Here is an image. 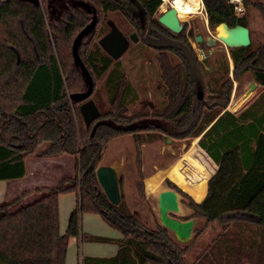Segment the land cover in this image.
<instances>
[{
	"label": "trees",
	"instance_id": "16d2710c",
	"mask_svg": "<svg viewBox=\"0 0 264 264\" xmlns=\"http://www.w3.org/2000/svg\"><path fill=\"white\" fill-rule=\"evenodd\" d=\"M60 1L0 0V181L23 178L24 160L42 143L47 144L42 156H72L77 173L54 187L25 191L0 203V264H66L71 240L117 246L112 258L83 257L80 264H264V43L253 48L250 39L247 48L229 49L233 80L251 73L260 87L250 107L230 112L226 108L232 81L228 78L214 90L206 80L209 57L197 58L185 25L174 34L154 18L161 0H66L61 11L54 10L61 7ZM241 2L244 12L238 16L229 0H201L208 27L214 30L225 23L248 29L250 10L264 20V3ZM134 12L143 16L144 28L137 27ZM107 13L126 18L139 39L135 46L154 53L161 93L157 105L129 111L134 95L119 60L108 57L98 42L91 43L100 15ZM105 27L106 22L98 32L105 34ZM78 36L75 61L72 46ZM89 45L91 49L81 53ZM67 48L70 65L63 59ZM223 68L227 75L226 62ZM85 74L92 92L77 101L75 96L88 90ZM103 75L105 111L90 99L95 94L92 77ZM89 100L99 116L86 126L79 107ZM127 135L137 147L199 138L196 146L216 166L214 173L209 177L207 166L193 156L189 166L178 163L171 173H196L192 188L201 202H191L192 214L182 220L200 218L221 226L211 244L191 253L192 243L181 248L160 224L147 229L122 200L119 178V205L107 201L95 170L106 144ZM34 193L41 196L13 210ZM66 194H74L77 202L61 233L58 199ZM83 215L98 216L121 237L110 240L83 233ZM249 225L259 230L258 243L242 240ZM193 232L198 236L199 231Z\"/></svg>",
	"mask_w": 264,
	"mask_h": 264
},
{
	"label": "rangeland",
	"instance_id": "374dc122",
	"mask_svg": "<svg viewBox=\"0 0 264 264\" xmlns=\"http://www.w3.org/2000/svg\"><path fill=\"white\" fill-rule=\"evenodd\" d=\"M255 2H262L264 0H254ZM201 5V15H191L185 21L181 23L185 25V33L191 28L193 30V36L189 39L190 45L194 52L197 55L199 60L209 57V75H206V80L209 84L212 85L214 90H216L226 79L232 81V90L230 95L229 104L226 108V111L230 108V104H234L238 98L244 93L247 89V84L252 81L253 76L251 73H246L243 76H240L236 81L233 80L231 71L233 65L230 59L229 49L226 48L221 43H216L212 48H207L204 45V40L207 37L214 35V30H211L207 25V19L204 12L203 5L201 0H199ZM66 4V0L60 1L59 8H54V10L61 11L62 5ZM163 0H161V5ZM159 6L154 18L157 19L160 14L166 11L169 8V5H165L164 9H161ZM243 8V6H242ZM244 12V9H243ZM243 14V13H242ZM132 19L136 22V25L139 29L144 28L143 16L140 12H134L131 15ZM108 20H111L120 32L128 38L131 34L136 33L135 28L128 22L126 18L121 16L118 13H107L100 15V21L96 34L91 43H97L98 40L103 37L107 32V27L104 28L105 34L99 33V28L105 24ZM247 25L250 31V39L253 48L264 43V20L261 19L259 13L256 10H250L247 15ZM201 36L202 42L196 43L194 37ZM138 39V37H137ZM139 39L137 40V43ZM137 43L133 44L130 42L127 52L119 59L121 68L127 78L128 83L130 84L131 90L134 95V101L130 103L129 111H135L142 106H154L157 105L161 100V93L159 90L158 84V71L157 66L154 61V53L151 50H140L139 45L135 46ZM91 45L88 47H83L81 53L89 51ZM63 59L66 64L70 65V55L69 48L63 51ZM224 62L228 66V74H224ZM106 75H103L101 78L96 79L94 77L93 81L95 84V94L91 96V100H96L97 103L102 104V111L107 109L106 106V91L103 86V82ZM234 92V96L232 93ZM260 93V88L256 90L245 100L238 108V111L244 110L253 104ZM236 116L238 118H242ZM246 120H252L251 117H245ZM169 140V143L167 142ZM193 140L189 141H177L172 139L162 140L152 144H144L140 147L135 145V142L131 136L127 135L124 137L115 138L109 141L106 144L105 149L102 154V159L99 166H117L118 168V178L120 182V192L122 195V200L128 207V209L135 214L137 219L142 223L147 229H154L155 224L158 223V212H157V194L161 191L172 189L166 183L167 180L171 185L175 186L178 193V202L180 212L178 214H172L173 218L184 221L182 219L189 218L192 214V210L189 208V204L194 200L197 203L201 202V197L199 192H195L192 188L195 184L197 175L195 172L190 173L187 169L180 172H174L168 175H165L171 166H173L178 160L182 168H185L186 165L189 166V158L191 156L198 159L202 164L207 166V171L209 175L213 171L212 162L208 161L205 156H201L198 149L196 148L193 152L189 150L192 147ZM47 144H40L35 152L26 157L31 158L35 156L42 155ZM194 160V159H193ZM61 161H57L55 165H49L50 168L48 171L53 173L61 172L62 176L69 179L76 176V169L73 173V177H69L73 171L74 163L69 158H65L60 164ZM61 165V167H59ZM202 172V171H201ZM203 176V175H202ZM163 177L166 178L163 180ZM169 178V179H168ZM160 179L163 181L155 187L151 192L148 190V184H156ZM180 188H178L174 183ZM189 194L191 196H189ZM67 195V194H66ZM65 196V195H64ZM67 198V197H64ZM192 198V199H191ZM66 204H64L65 208ZM62 205V214L60 213L59 226L60 231L63 233L67 226L68 214H64L65 210ZM64 211V212H63ZM85 216V215H84ZM90 218H94L93 216ZM98 218V217H97ZM194 220L193 231H199L198 236L193 232L192 238L187 244H179L181 248L192 243L190 247V252L194 253L200 249L205 248L211 244L216 236L222 230V227L218 224H205L203 219L200 218H191ZM83 221V232L86 231V223ZM102 221V220H101ZM110 231H114L110 227H107ZM233 231H236L235 228H232ZM258 229L255 226H248L243 234V239L254 240L258 243L259 233ZM115 232V231H114ZM169 232V231H168ZM170 233V232H169ZM171 234V233H170ZM172 235V234H171ZM113 244V243H112ZM81 247H77L75 242L73 245L68 246L67 253L69 256H73L74 252V263L76 261V255L82 251ZM255 252V249H254ZM70 262V259H68ZM255 263V262H254Z\"/></svg>",
	"mask_w": 264,
	"mask_h": 264
},
{
	"label": "water",
	"instance_id": "95a60500",
	"mask_svg": "<svg viewBox=\"0 0 264 264\" xmlns=\"http://www.w3.org/2000/svg\"><path fill=\"white\" fill-rule=\"evenodd\" d=\"M157 21L174 34L179 33L183 28V24L177 19L176 11L170 6L160 14ZM106 25L108 32L98 40V46L113 61H117L127 52L130 42L133 44L137 43V35L133 33L126 38L111 20H108ZM90 28L91 26L87 30ZM186 36L187 38L193 36V30L191 28L187 31ZM78 38L79 36L74 40L72 46L75 61V46ZM194 39L196 43H201L203 40L201 36H196ZM217 42L228 49L247 48L250 45L249 30L240 25L229 28L225 23H221L214 29V35L204 40V45L207 48H212ZM87 84V92L75 96L77 101L84 100L90 96L92 84L88 76ZM79 112L86 126L90 125L99 116V111L91 100L83 103L79 107ZM167 142L169 143V140ZM95 178L107 201L112 206H118L120 203V194L117 166H98L95 170ZM157 212L160 226L169 231L176 242L179 244H187L190 242L194 220L180 221L170 216L180 212L177 192L170 189L159 192L157 194Z\"/></svg>",
	"mask_w": 264,
	"mask_h": 264
},
{
	"label": "crops",
	"instance_id": "0c3cea01",
	"mask_svg": "<svg viewBox=\"0 0 264 264\" xmlns=\"http://www.w3.org/2000/svg\"><path fill=\"white\" fill-rule=\"evenodd\" d=\"M257 88H260V87L258 86ZM198 139L199 138H196L193 140L192 147L189 150H192V148L193 150H195L197 148L201 156H205L208 161L212 162L207 157V155L196 146ZM65 158H69L74 163L73 171L69 176V177H73V173L75 171V159L72 156L61 154V155L49 156V157L40 155V156L31 157V158H26L24 160L26 174L23 178L12 180V181H0V203L9 202L13 200L14 198L18 197L21 193L25 191H30V190L39 189V188H50V187L56 186L62 179H65V177L61 175L62 174L61 172L53 173V172L48 171V169L50 168L49 165H55L57 161H61L60 164L62 165V162L64 161ZM178 162L179 160L173 166H171L167 171H165L164 172L165 175L169 176L170 172L178 165ZM61 165H59V167H61ZM212 165H213V169L215 170L216 166L213 164V162H212ZM214 170L211 171L209 177L214 173ZM164 179L166 178L163 177V180ZM163 180L160 179L155 185L153 184L150 188V191H152ZM206 186H207V183H206ZM40 196L41 194L34 193L24 198L13 208V210L38 199ZM189 196L191 195L189 194ZM64 197H67V198H64ZM192 201L194 203H197L194 200ZM76 202H77V197L74 194H67L65 196L62 195L59 197L58 199L59 220H60V213L62 214V205L64 208V204H66L63 210H65L64 214H68L69 216L71 211L75 208ZM92 216L94 218H90ZM97 217L98 216H95V215H85V216L83 215L81 218L82 232H83V221L84 219H87L85 220V223L87 226L85 234H88L90 236H95V237L107 238L110 240H116L121 237L119 233H117L116 231L115 232L110 231L107 228L108 226L105 225L99 217L98 218ZM74 242L77 247H81L80 245H82V248H81L82 251L79 254V256L76 255L77 259L75 263L73 261L74 252H73V256H69V254L67 253L66 264H80L81 259L83 257L112 258L115 256L117 252V246L114 243L112 244V243H98V242H81L78 240H71L69 245H73ZM68 259H70V262L68 261Z\"/></svg>",
	"mask_w": 264,
	"mask_h": 264
},
{
	"label": "bare ground",
	"instance_id": "6f19581e",
	"mask_svg": "<svg viewBox=\"0 0 264 264\" xmlns=\"http://www.w3.org/2000/svg\"><path fill=\"white\" fill-rule=\"evenodd\" d=\"M165 5H169L176 11L177 19L180 22L185 21L191 15H201V17H204L201 13V5L199 0H163V4L161 5L162 10L164 9ZM257 87V84H255L253 81H250L247 84V89L234 104L231 103L232 106L228 109V111L235 112L239 106L249 98V96L256 90ZM232 96H234V92L232 93Z\"/></svg>",
	"mask_w": 264,
	"mask_h": 264
},
{
	"label": "built area",
	"instance_id": "2783aa9c",
	"mask_svg": "<svg viewBox=\"0 0 264 264\" xmlns=\"http://www.w3.org/2000/svg\"><path fill=\"white\" fill-rule=\"evenodd\" d=\"M229 3L233 4L234 12L236 15L240 16L243 13L241 0H229Z\"/></svg>",
	"mask_w": 264,
	"mask_h": 264
},
{
	"label": "flooded vegetation",
	"instance_id": "af4514ba",
	"mask_svg": "<svg viewBox=\"0 0 264 264\" xmlns=\"http://www.w3.org/2000/svg\"><path fill=\"white\" fill-rule=\"evenodd\" d=\"M170 190H174V189H170ZM175 191V190H174ZM176 192V191H175Z\"/></svg>",
	"mask_w": 264,
	"mask_h": 264
}]
</instances>
